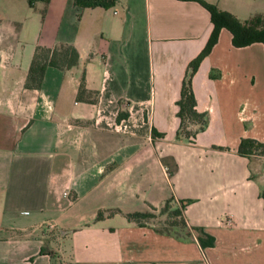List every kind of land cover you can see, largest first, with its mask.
Listing matches in <instances>:
<instances>
[{
  "label": "crops",
  "instance_id": "crops-1",
  "mask_svg": "<svg viewBox=\"0 0 264 264\" xmlns=\"http://www.w3.org/2000/svg\"><path fill=\"white\" fill-rule=\"evenodd\" d=\"M203 1L264 17V0ZM43 7L0 0V264H264V157L236 153L241 138L264 141L263 45L234 47L220 28L191 77L207 124L177 140L180 85L212 27L199 2ZM58 43L76 65L24 87L35 46ZM81 77L90 94L77 98ZM168 200L211 246L160 230Z\"/></svg>",
  "mask_w": 264,
  "mask_h": 264
},
{
  "label": "trees",
  "instance_id": "trees-1",
  "mask_svg": "<svg viewBox=\"0 0 264 264\" xmlns=\"http://www.w3.org/2000/svg\"><path fill=\"white\" fill-rule=\"evenodd\" d=\"M116 0H73L78 9L102 7L107 8L114 5ZM199 2L209 13L210 23L212 25L208 38L198 52L186 66L185 73L180 85L179 97L175 104L177 105L176 116L178 117V126L175 132L177 140L189 141L196 133L202 131L207 124V113L199 112L195 109V99L191 88V77L195 72L199 62L205 57L213 44L216 42L220 28H225L231 35L230 42L234 47H243L255 42L263 45L264 49V17L254 16L244 22L239 21L228 12L217 9L214 5L203 0H194ZM27 5L32 8L35 2H41L44 7L41 14L44 13L45 5L48 0H26ZM78 54L75 48L69 44L58 43L53 47L35 46L32 57L27 69L24 87L38 88L46 66H53L59 69H69L76 65ZM88 93L83 85V78H80L76 97ZM90 94V93H88ZM119 118V117H118ZM236 153L240 156L249 158L251 156L264 157V141L260 142L251 138H241ZM175 168L172 164L167 168L171 173ZM261 197L264 201V189L261 191ZM184 207L183 201L164 202L160 211L164 215L163 220L159 222L160 230L175 236L190 237L195 233L196 241L200 248L211 246L213 237L205 233L202 228L188 227L183 219L181 210ZM124 217L137 225H148L155 216L148 212H130L125 213Z\"/></svg>",
  "mask_w": 264,
  "mask_h": 264
},
{
  "label": "rangeland",
  "instance_id": "rangeland-1",
  "mask_svg": "<svg viewBox=\"0 0 264 264\" xmlns=\"http://www.w3.org/2000/svg\"><path fill=\"white\" fill-rule=\"evenodd\" d=\"M21 34L23 35V34H25V32H24V30L22 29V31H21ZM22 44H24V42H22ZM155 218H157V217H155ZM158 220V219H157ZM162 220H163V217H162ZM159 221H161V219H159ZM158 226V225H157Z\"/></svg>",
  "mask_w": 264,
  "mask_h": 264
},
{
  "label": "built area",
  "instance_id": "built-area-1",
  "mask_svg": "<svg viewBox=\"0 0 264 264\" xmlns=\"http://www.w3.org/2000/svg\"><path fill=\"white\" fill-rule=\"evenodd\" d=\"M224 222H225L226 225L230 224V220H228V219H226Z\"/></svg>",
  "mask_w": 264,
  "mask_h": 264
}]
</instances>
